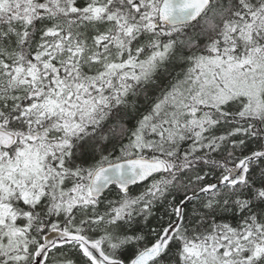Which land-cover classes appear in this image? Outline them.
Returning <instances> with one entry per match:
<instances>
[{
	"label": "snow or ice",
	"instance_id": "1",
	"mask_svg": "<svg viewBox=\"0 0 264 264\" xmlns=\"http://www.w3.org/2000/svg\"><path fill=\"white\" fill-rule=\"evenodd\" d=\"M0 264H264V0H0Z\"/></svg>",
	"mask_w": 264,
	"mask_h": 264
}]
</instances>
